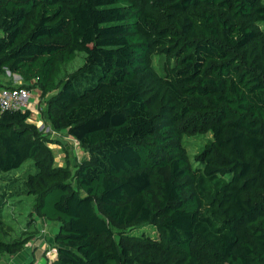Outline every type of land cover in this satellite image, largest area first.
<instances>
[{"label": "trees", "instance_id": "trees-1", "mask_svg": "<svg viewBox=\"0 0 264 264\" xmlns=\"http://www.w3.org/2000/svg\"><path fill=\"white\" fill-rule=\"evenodd\" d=\"M6 70L87 155L57 164L29 107L0 110V255L26 241L5 207L32 194L59 224L46 264H264V0H0Z\"/></svg>", "mask_w": 264, "mask_h": 264}, {"label": "rangeland", "instance_id": "rangeland-1", "mask_svg": "<svg viewBox=\"0 0 264 264\" xmlns=\"http://www.w3.org/2000/svg\"><path fill=\"white\" fill-rule=\"evenodd\" d=\"M163 59H164L163 56L158 54H156L153 58V62L155 66L160 70L162 69ZM82 61H83V52L78 51L77 55L63 66V72L69 73L74 71L77 68V66L82 63ZM30 92L32 94V102L31 104H29L30 108L38 106L40 111L41 106H43L44 108L45 99H41V97L37 95L36 91H31L30 89ZM40 115H42V112H40ZM64 135L66 137L64 138V140H66L67 142V150L71 154V156L67 155V157L71 158L73 161L74 157H76L79 160L87 155L86 149L80 146L78 143H76L74 138L67 136L66 133H64ZM210 137L211 134L209 132L206 133L200 132L192 135H184L183 142L191 158L194 153H196L198 150H200L203 147V145L210 139ZM58 146L59 144H55L54 146L55 149H57ZM74 165H75L74 163H71V171L73 172H74ZM32 202H33L32 194H23L21 196H15L14 199L9 201V204L5 207L3 213L4 224L1 228V234L4 238H18L24 236L27 240L28 238H30V236L26 235V233H29L30 231H36L35 228L30 230V228L28 227L30 210L32 209ZM44 225L45 224L40 226L37 235L38 237L39 235L41 236L42 234H44L41 231V228ZM131 228H133L135 232H144L152 236L158 235V231L155 225L152 223H144L133 226ZM119 231H120L119 227H114L115 234H117ZM46 233L47 230L45 234Z\"/></svg>", "mask_w": 264, "mask_h": 264}, {"label": "crops", "instance_id": "crops-1", "mask_svg": "<svg viewBox=\"0 0 264 264\" xmlns=\"http://www.w3.org/2000/svg\"><path fill=\"white\" fill-rule=\"evenodd\" d=\"M0 83H4L6 85H18L22 83V79L20 75L16 73H10L6 70L5 74L0 76ZM4 87L0 85V88ZM31 91H36L37 95L40 96V90L37 87L30 88ZM29 102H32V94L29 97ZM37 103V102H36ZM38 105V104H37ZM40 106V105H39ZM30 108V105H29ZM31 109V113L29 115V119L37 124L38 128L43 131V133H49L48 137V145L53 149L54 159L57 164L71 163L76 164L79 160L74 157L73 161L71 158L67 157L70 155V152L67 150V142L64 140L65 135L74 138L69 135L65 130H54L51 129L50 125L41 117L38 106H35ZM64 132V133H63ZM76 143L78 141L74 138ZM55 144H59L58 148L55 149ZM33 219V222L28 225L30 230L34 229L36 231H30L26 233V235L30 236L23 245L13 253H3L0 255V264H46L48 262L47 255L49 251V245L53 243V235L58 229V222L54 220H50L43 216H37L32 214L29 219ZM47 225V234L46 244H40V235H38V230L41 225ZM52 232V233H49ZM51 234V235H50ZM34 240V241H33Z\"/></svg>", "mask_w": 264, "mask_h": 264}, {"label": "built area", "instance_id": "built-area-1", "mask_svg": "<svg viewBox=\"0 0 264 264\" xmlns=\"http://www.w3.org/2000/svg\"><path fill=\"white\" fill-rule=\"evenodd\" d=\"M30 89L27 87H1L0 88V110L4 109H25L29 107ZM48 230L47 225L41 228L44 233L40 237V244H46L47 239L45 232ZM47 234V233H46ZM48 262L53 261L57 256V246L53 242L49 245L47 255Z\"/></svg>", "mask_w": 264, "mask_h": 264}, {"label": "water", "instance_id": "water-1", "mask_svg": "<svg viewBox=\"0 0 264 264\" xmlns=\"http://www.w3.org/2000/svg\"><path fill=\"white\" fill-rule=\"evenodd\" d=\"M8 71V70H7ZM17 75H19V74H17Z\"/></svg>", "mask_w": 264, "mask_h": 264}]
</instances>
